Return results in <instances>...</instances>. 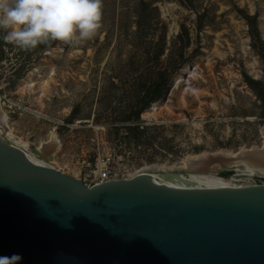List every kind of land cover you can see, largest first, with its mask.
I'll use <instances>...</instances> for the list:
<instances>
[{"label":"rangeland","instance_id":"obj_1","mask_svg":"<svg viewBox=\"0 0 264 264\" xmlns=\"http://www.w3.org/2000/svg\"><path fill=\"white\" fill-rule=\"evenodd\" d=\"M3 34L0 99L8 123L39 158V141L54 129L60 146L45 160L60 167L74 152H110L133 171L264 145V106L244 78L264 87V0H102L101 26L90 39L22 49ZM28 80L30 89L21 90ZM189 86L200 88V103L191 92L180 101ZM156 87L164 95L136 113L145 90ZM153 102H167L172 114L143 113ZM226 166L233 173L184 170L233 184L257 179L241 162L217 167Z\"/></svg>","mask_w":264,"mask_h":264},{"label":"water","instance_id":"obj_2","mask_svg":"<svg viewBox=\"0 0 264 264\" xmlns=\"http://www.w3.org/2000/svg\"><path fill=\"white\" fill-rule=\"evenodd\" d=\"M184 169L86 186L0 136V256L18 253L19 264H264V176L233 185Z\"/></svg>","mask_w":264,"mask_h":264},{"label":"clouds","instance_id":"obj_3","mask_svg":"<svg viewBox=\"0 0 264 264\" xmlns=\"http://www.w3.org/2000/svg\"><path fill=\"white\" fill-rule=\"evenodd\" d=\"M102 0H0L3 40L32 49L47 40L84 41L101 26ZM0 259L19 264L18 253Z\"/></svg>","mask_w":264,"mask_h":264},{"label":"bare ground","instance_id":"obj_4","mask_svg":"<svg viewBox=\"0 0 264 264\" xmlns=\"http://www.w3.org/2000/svg\"><path fill=\"white\" fill-rule=\"evenodd\" d=\"M186 69H188V67H186ZM52 74H53V69H52ZM45 77L51 78V74L48 73ZM179 78H180V75H178L176 80H178ZM31 85H32L31 80H28L27 84L21 87V90L30 89ZM46 85H47V80H45L44 83L41 85V89H40L41 94L44 93L43 87H46ZM189 92H191V94H193V97L197 98L199 102L200 88L197 86H189V87L184 88L179 96L180 101L184 103V101H186L185 93H189ZM37 97H40V95H38ZM162 109H164L167 113L172 114L171 106L167 102H163V103L153 102L149 108L143 111V113H145L148 116L156 117V115H158ZM181 117L182 119L184 118V116H181ZM0 136L5 139H8L9 141H11L17 146L22 147L28 157L35 158L45 164H51V165H54L55 167H60L59 164L55 160H52V161L45 160V159H48L49 156H53L54 152L60 146V139L57 133L54 131V129H51L49 131L48 137L44 140L39 141V144L36 147V150L41 153L42 158L35 156L29 150L30 148H29L28 141L14 134L11 126L8 123V115L2 108L1 99H0ZM240 162L243 163V166L248 171L256 172L260 175H264V145L263 147L243 146L237 150L220 149V150H215L212 152L204 151L199 154H187L184 157H182L180 161L178 162L158 163V164L155 163L151 165H144L140 167L139 169H135L133 174L135 173L156 174L159 171L174 172L175 169L180 170L184 168L185 169L196 168L200 172L204 169H207L208 171H210L211 169H215L221 163L222 164L225 163L228 165L235 164L238 166ZM219 171H221L223 175L227 174L228 172L227 168H223ZM184 173H189V172H184ZM201 174H206V175H209L215 178L223 179L217 175L210 174L207 172L201 173ZM216 174H221V173H216ZM233 185H239V184H233Z\"/></svg>","mask_w":264,"mask_h":264},{"label":"built area","instance_id":"obj_5","mask_svg":"<svg viewBox=\"0 0 264 264\" xmlns=\"http://www.w3.org/2000/svg\"><path fill=\"white\" fill-rule=\"evenodd\" d=\"M117 160L110 152L97 153L92 157L74 152L70 154L62 167L57 168L72 174L86 186L140 174H133L135 170L129 171L126 167L119 166Z\"/></svg>","mask_w":264,"mask_h":264},{"label":"trees","instance_id":"obj_6","mask_svg":"<svg viewBox=\"0 0 264 264\" xmlns=\"http://www.w3.org/2000/svg\"><path fill=\"white\" fill-rule=\"evenodd\" d=\"M250 21V19H249ZM41 44H39L37 47H39ZM35 47V48H37ZM244 78L247 81V83L251 86V88L255 91L257 96L262 100V105L264 106V87L259 86V81L252 78L248 74H244ZM154 92V93H153ZM146 89L143 96L141 97L142 104L136 109V113L141 111L143 108L147 107L150 102L158 99L159 97L163 96L165 93V89L163 87H156L155 90ZM130 128L137 129V125H134Z\"/></svg>","mask_w":264,"mask_h":264}]
</instances>
